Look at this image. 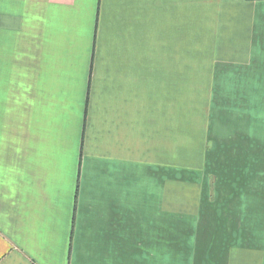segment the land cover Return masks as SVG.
Masks as SVG:
<instances>
[{"label": "crops", "instance_id": "1", "mask_svg": "<svg viewBox=\"0 0 264 264\" xmlns=\"http://www.w3.org/2000/svg\"><path fill=\"white\" fill-rule=\"evenodd\" d=\"M194 39L249 88L212 190ZM0 264H264V0H0Z\"/></svg>", "mask_w": 264, "mask_h": 264}, {"label": "rangeland", "instance_id": "2", "mask_svg": "<svg viewBox=\"0 0 264 264\" xmlns=\"http://www.w3.org/2000/svg\"><path fill=\"white\" fill-rule=\"evenodd\" d=\"M196 42L194 39L191 62L194 64H213L216 67L217 63L221 64L219 71L207 72L209 74L208 81L204 80L207 79V76L198 77V79H201L198 82L202 84L194 83L192 88L194 95L192 102L193 115L202 116L204 114L203 118H205L206 154L210 165L208 169L194 171L195 174L200 173L209 176L211 189L215 187L214 183L216 182L214 179L216 173H214L212 166L218 163L221 164L222 157L226 158L231 166L234 142L247 143L249 88L246 85H235L238 81L233 80L235 73L232 70V64H229L228 67L225 66L224 60L217 55L198 54L201 46ZM180 61L189 62V57L184 60V56H182ZM227 68L229 70H226ZM193 80H197V76H194ZM205 82H207V86H205ZM223 174L226 176L231 175L226 168H224ZM212 176L214 177L212 178Z\"/></svg>", "mask_w": 264, "mask_h": 264}]
</instances>
